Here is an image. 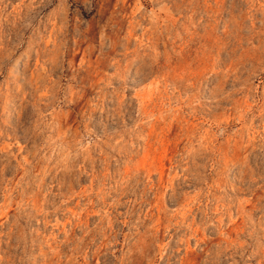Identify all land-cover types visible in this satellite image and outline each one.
<instances>
[{"label": "rangeland", "instance_id": "1", "mask_svg": "<svg viewBox=\"0 0 264 264\" xmlns=\"http://www.w3.org/2000/svg\"><path fill=\"white\" fill-rule=\"evenodd\" d=\"M0 264H264V0H0Z\"/></svg>", "mask_w": 264, "mask_h": 264}]
</instances>
